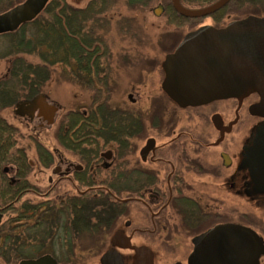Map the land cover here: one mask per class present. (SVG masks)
I'll use <instances>...</instances> for the list:
<instances>
[{"label":"flooded vegetation","instance_id":"obj_1","mask_svg":"<svg viewBox=\"0 0 264 264\" xmlns=\"http://www.w3.org/2000/svg\"><path fill=\"white\" fill-rule=\"evenodd\" d=\"M192 1L199 3L194 9L179 3L199 10L218 0ZM158 6L162 10L155 16ZM263 7L264 0H231L212 14L189 19L166 15L158 3L151 13L164 14L168 23L173 19L178 29L182 19L202 21L222 12L225 23L211 26L222 29L247 17L264 18ZM126 21L117 29L124 51L115 58V88L108 42H100L109 53L103 73L82 74L83 88L89 77L96 84L94 90L85 87L92 98L60 119L62 108L47 93L22 96L20 88H7L14 75L7 68L0 72V257L6 264L44 257L53 264H190L194 240L225 225V192L241 191L245 179L261 192L242 165L243 149L264 123L255 114L258 95L178 107L162 90V64L187 33L203 26L183 37L163 30L164 36L152 41L145 31L138 35L142 27L134 30ZM155 50L160 53L147 54ZM153 73L158 82L146 90ZM121 75L127 83L122 100L109 103V94L123 86ZM40 94L58 107L50 124L38 110L15 113L17 105ZM21 124L31 127L33 160L21 147ZM41 130L50 132L47 143L37 136ZM32 171L49 173L44 186L29 181Z\"/></svg>","mask_w":264,"mask_h":264},{"label":"water","instance_id":"obj_2","mask_svg":"<svg viewBox=\"0 0 264 264\" xmlns=\"http://www.w3.org/2000/svg\"><path fill=\"white\" fill-rule=\"evenodd\" d=\"M49 0H24L0 14V35L15 31L43 11ZM231 0H218L209 7L190 10L179 0H170L174 12L183 18H200L224 7ZM162 10H154L158 16ZM162 90L178 107H198L214 101H241L257 94L256 115L264 118V18L247 17L226 28L203 26L187 33L162 64ZM58 107L43 95L16 106V114L38 116L50 124ZM242 165L250 181L264 193V123L256 128L250 147H245ZM1 218V216H0ZM190 264H259L264 258V240L251 228L225 223L194 240ZM200 247L204 248L200 249ZM44 257L20 264H44Z\"/></svg>","mask_w":264,"mask_h":264},{"label":"trees","instance_id":"obj_3","mask_svg":"<svg viewBox=\"0 0 264 264\" xmlns=\"http://www.w3.org/2000/svg\"><path fill=\"white\" fill-rule=\"evenodd\" d=\"M151 1L89 0L83 7H75L66 0H49L34 21L22 25L16 32L0 36L5 44L0 58H8L6 71L14 75L10 79L12 85L7 88H20L22 96L40 92L51 78L52 68L58 64L70 67L69 75L78 78L81 85L82 74L100 75L109 53L107 45L98 43L106 41L114 25L112 15L118 14L120 20L115 26L119 29L128 19L120 16V12L144 10ZM156 1L163 4L166 15H175L169 0ZM21 2L0 0V12ZM27 57H35L38 63L27 61ZM84 83V87L95 89L92 78ZM72 116L77 120V114Z\"/></svg>","mask_w":264,"mask_h":264},{"label":"rangeland","instance_id":"obj_4","mask_svg":"<svg viewBox=\"0 0 264 264\" xmlns=\"http://www.w3.org/2000/svg\"><path fill=\"white\" fill-rule=\"evenodd\" d=\"M86 1L87 0H66L68 4L75 7L84 6ZM158 3L159 1L153 0L149 3V5H147V7L144 10L134 11V12H120V16H126L127 18H129L134 30H136L139 27H142L143 31H140L138 35L141 37V35H143V32L145 31L146 32L145 34L152 36L150 38V40L152 41L155 40V36H157V34H159V36L160 34L161 36H164V34L162 35L163 30H166V32H169V34L171 35H172L171 31L173 32L176 31V35H178L179 37L180 36L183 37L187 31H191L198 26H204V25L214 26L216 22H220L223 24L225 23V21L223 20L224 18H222V12H221L220 14H217L215 17L205 18L202 19V21L199 20L188 21L182 19L181 27L180 28L178 27V29H176L174 26H172L174 24L173 19H170V22L168 23V19L165 17L164 14H162L158 18L153 16V14L151 13L152 9L156 7ZM182 4L189 8L193 7V9L196 8L197 5H199V3L192 0H188V1L183 0ZM163 12H165V8ZM117 16L118 14L115 13L112 15L114 25H112L109 33L106 35L105 38L106 41L108 42V47L110 52L109 74H110V79L114 80L113 88H115L114 82H116L115 80L117 74H119L118 73L119 70L116 69V65L114 64L116 62L115 58L119 57L121 52L124 51V49H122L123 46L121 45V35L118 34L117 27L115 26V22L120 20V18H118ZM218 25L220 26V24ZM29 30L30 28H28V31ZM151 46H156V44H153ZM4 47L5 44L3 41H1L0 52L4 50ZM168 50L169 47H167V51ZM129 51L137 52L138 50L137 48H130ZM159 53L160 51L157 50L147 51V54H149L150 56ZM157 56L158 55H156V57ZM26 59L31 63H35V64L38 63V60L35 57H27ZM7 61L8 58H4L0 60L1 73L4 71L5 68H7V63H6ZM52 70L53 72L51 78L44 85L42 90L44 93H47V95L50 97L49 99L52 102L58 104L62 108L60 113L58 114L60 119L66 111L78 110L81 106H83V104H87L89 102V99L92 98L93 91H90L85 87L83 88L81 82L78 81V78L76 79L69 75L70 67L68 66L64 67L58 64L55 65L52 68ZM121 76H122L123 86L122 85L118 86V89H116L117 92L113 90V92L109 94V99H108L110 100L109 103L114 101L116 102V100L117 101L122 100V93H124L123 90L124 87L127 86V83H126V76L124 75ZM64 78H66V80ZM158 78L159 76L155 75V73L150 74L148 76L146 82L147 85L145 86V89L149 90L150 85H154L156 82H158ZM103 93L104 95L101 96V98L105 99L106 93L105 91ZM136 97L138 98L137 95H134V98ZM138 99L140 100V102L144 101L141 98ZM9 117H7V119ZM19 128L22 134V139L20 141L21 147L25 149L28 159L33 160L34 159L33 150L29 147L30 142L28 139L29 135L32 133L30 129L31 127H27V125L21 124ZM49 135L50 132L45 130H41L39 134H37V136L40 137L39 138L40 141H43L44 143H47L48 140L47 137H49ZM48 175L49 173L47 172H43L40 175L37 172L32 171L29 176V181L32 184L38 183V185L44 186L46 184L45 178ZM245 180L247 181V183H245ZM245 180H243L244 186L241 185L242 188H239L242 189L241 191L239 192L229 191L227 193L225 192V223L240 224L250 227L251 229L256 231L264 240V193L253 190V188H251V186L249 185L248 180L247 179ZM240 183L241 181L236 184H240ZM0 264H6L5 262H3L1 257H0ZM259 264H264V258L260 259Z\"/></svg>","mask_w":264,"mask_h":264}]
</instances>
